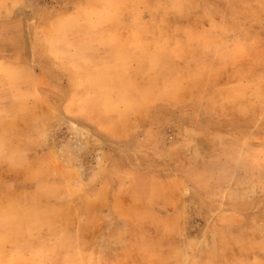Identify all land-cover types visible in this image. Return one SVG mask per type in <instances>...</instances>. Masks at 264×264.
<instances>
[{"label":"rangeland","instance_id":"obj_1","mask_svg":"<svg viewBox=\"0 0 264 264\" xmlns=\"http://www.w3.org/2000/svg\"><path fill=\"white\" fill-rule=\"evenodd\" d=\"M0 102L3 264H264V0H0Z\"/></svg>","mask_w":264,"mask_h":264},{"label":"crops","instance_id":"obj_2","mask_svg":"<svg viewBox=\"0 0 264 264\" xmlns=\"http://www.w3.org/2000/svg\"><path fill=\"white\" fill-rule=\"evenodd\" d=\"M0 105H3V102H0ZM0 108H2V106H0ZM17 112V110H16ZM16 124L14 122L11 123V129L12 131H9L10 133H12V136L10 137V139H8L6 137V135L3 133L2 130H0V145L2 141H5L4 143H6L7 146V150L6 153L4 154H0V162L3 160L6 161H11V160H16L18 156L20 157H26L29 156L28 154H23V153H17L16 151H18L19 149L21 150L23 145L21 144V142L17 139V137L19 136L18 134V129L15 126ZM5 135V136H4ZM4 138V139H3ZM15 138V139H13ZM1 178H2V174L0 173V193L1 192H5L6 196L4 197L5 200L1 201V203L3 205H8V206H14L15 204H12V198L14 196H18L21 193H24V191H22V189H20L19 187H14L13 185H8L7 188L4 186V184L1 182ZM10 219L4 218L0 221V227L2 226H7L10 227L11 225H15L16 228V233L18 234H22L23 230L21 229H17L20 227V223H16V222H12ZM8 222V223H7ZM11 228H7L2 230V228H0V264H3V261L5 260L4 258L6 257V255L8 254V252H10L8 250V246L5 243L6 240V236L9 237L11 235V233L13 231H15ZM22 235H20L18 237V242L20 245V248L27 243L28 241H26L27 239H22ZM9 242V241H8ZM22 249V248H21Z\"/></svg>","mask_w":264,"mask_h":264}]
</instances>
